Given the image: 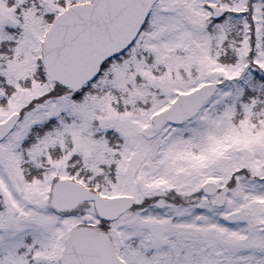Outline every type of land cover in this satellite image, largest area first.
<instances>
[{
    "label": "snow or ice",
    "instance_id": "6c2138e0",
    "mask_svg": "<svg viewBox=\"0 0 264 264\" xmlns=\"http://www.w3.org/2000/svg\"><path fill=\"white\" fill-rule=\"evenodd\" d=\"M0 264H264V0H0Z\"/></svg>",
    "mask_w": 264,
    "mask_h": 264
}]
</instances>
